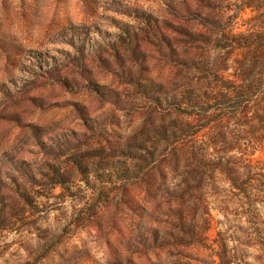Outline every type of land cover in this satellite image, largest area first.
I'll list each match as a JSON object with an SVG mask.
<instances>
[{
  "label": "clouds",
  "instance_id": "1",
  "mask_svg": "<svg viewBox=\"0 0 264 264\" xmlns=\"http://www.w3.org/2000/svg\"><path fill=\"white\" fill-rule=\"evenodd\" d=\"M0 264H264V0H0Z\"/></svg>",
  "mask_w": 264,
  "mask_h": 264
}]
</instances>
